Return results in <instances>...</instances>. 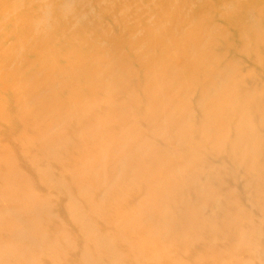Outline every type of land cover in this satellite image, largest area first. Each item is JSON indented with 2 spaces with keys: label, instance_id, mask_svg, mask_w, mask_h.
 <instances>
[{
  "label": "bare ground",
  "instance_id": "6f19581e",
  "mask_svg": "<svg viewBox=\"0 0 264 264\" xmlns=\"http://www.w3.org/2000/svg\"><path fill=\"white\" fill-rule=\"evenodd\" d=\"M1 8L9 31L0 32V137L19 133L15 155L25 164L0 151V264H264V0H0ZM209 11L226 23H212ZM29 57L22 71L18 60ZM182 89L194 92L188 106L198 118L178 107L187 104ZM116 95L137 109L111 134ZM140 118L152 136L130 158L116 156ZM234 182L249 208L229 191ZM37 184L63 198L59 215L24 202Z\"/></svg>",
  "mask_w": 264,
  "mask_h": 264
},
{
  "label": "rangeland",
  "instance_id": "374dc122",
  "mask_svg": "<svg viewBox=\"0 0 264 264\" xmlns=\"http://www.w3.org/2000/svg\"><path fill=\"white\" fill-rule=\"evenodd\" d=\"M224 1L225 0H223V2ZM226 1H228V0H226ZM211 2L213 4H217V5L218 4L219 5L222 4V0H215V1L211 0ZM3 10H4V8H1L0 9V13ZM11 11H12L13 15L21 13L18 9H14V8H12ZM207 15L210 18V20L212 21V23L221 24V25H224L226 23V19H224L223 17L219 16L218 13H216L215 11H209ZM4 31H9V28L5 29V28H3L1 26L0 27V32H4ZM96 35L97 34H95L94 37ZM32 44H33L32 39H29L27 41V43H25L24 47L25 48H30L32 46ZM124 56H125V58H124L125 60L124 61H126L128 64H130V62H131L130 56L128 54H126V53H125ZM43 60L44 59H41L40 63ZM237 60H239V63L241 65V70L243 72L250 71L251 69L254 68L251 60L246 55L238 56ZM18 62H19L18 65H19V67H20V69L22 71H28L30 66H33L35 60L33 59V57L20 58L18 60ZM130 76L141 87L145 86L144 84L141 83V80H142L141 79V76H142L141 68H138V66H133V70H132V73H131ZM261 80H262L263 85H264V72H262ZM162 88H163L164 91L167 90L165 87H162ZM2 91L3 90L0 89V97L3 99L5 97V94ZM178 95H179V97H181V99H183V100H185V102H187V104H185V105H179L178 104V107L182 111H187L188 110V113L191 116L198 118L200 116V111H199L198 107L195 104H189V106H188V103H189L190 99H193V97H194V92H192V90L187 92V90H183L182 89V90H179ZM115 99L116 100L113 101V104H112V110L114 111L113 113H114L115 119L113 118V121L108 123L107 126H106L107 131L109 133H111V134L115 133L116 123L118 121L121 122V120L123 118L122 116L124 114H127L128 110H130V112H131L132 110L137 109V108H134L133 105H129L128 100L126 98H123L121 96L118 98V95H116ZM4 102H6V98H4V100L1 102V104H0L1 107L4 104ZM127 108H128V110H127ZM260 110L262 112H264L263 108L260 109ZM11 113L12 114L14 113L13 109L11 110ZM153 119H154V117H153ZM128 125H129L128 126L129 128L127 127V129H128V132H130L129 138H126V139H123V140L117 142L114 145V148H112L113 147V143L109 142V143L106 144L108 146V149L112 148V149H114L116 151V153H115L116 156L122 155V156H125L126 158H130L133 155V152H135L137 150L136 147H138V145L141 144L144 140L146 141V140H148V138H150L152 136V130H150V127L146 125L145 120H143L142 118L136 120L135 123L132 122V123H130ZM3 131H6V128L3 127V124L0 122V134ZM18 138H19V133L17 134V132L11 133L8 137H4L2 135L0 137V151H2V150L7 151L8 155L12 156L13 164L14 165L17 164L18 166L21 165L23 167L24 164H25L24 160L21 157H16V155H15V153H17V148H16L15 143L17 142ZM211 165L213 167L221 166V158L220 157H216V158L211 159ZM30 176H32V175L30 174ZM13 181H14V184L16 185V187L18 188V186L21 185V183H22V178L20 176H18ZM107 183L111 187V185H113L115 183V179H113V180L107 179ZM34 190L38 193L37 197H35L34 199L32 197L29 198V199L27 198L28 200L25 198L24 202H26L28 204H38V207L42 209V211H41L42 214H49L50 213L53 216L59 215L60 212L57 210L56 206H58L57 204L59 202L63 201V198H61V196L56 191H52V192L46 193L38 184L35 185ZM229 191L238 193L241 196V199H240L241 205L243 207H245V208H249V206H250L249 201L241 193V188L239 187V183H236V182L232 183V185L229 186ZM104 192H105V186H99L95 190L96 194L97 193L104 194ZM45 193H46V196L44 195ZM138 197H137V200L134 202L135 204L139 203L142 200L140 198L141 195H140L139 198ZM261 218H262V216L260 215L259 212H253V220L252 221H259ZM259 262H260L259 259H257L254 262V264H258ZM223 264H228V263H223Z\"/></svg>",
  "mask_w": 264,
  "mask_h": 264
}]
</instances>
